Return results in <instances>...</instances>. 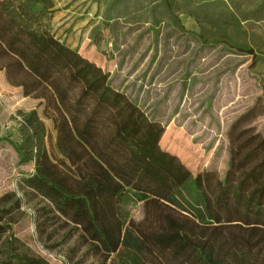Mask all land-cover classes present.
I'll list each match as a JSON object with an SVG mask.
<instances>
[{
	"label": "trees",
	"instance_id": "1",
	"mask_svg": "<svg viewBox=\"0 0 264 264\" xmlns=\"http://www.w3.org/2000/svg\"><path fill=\"white\" fill-rule=\"evenodd\" d=\"M176 4L164 0L170 12ZM55 11L54 0H0V70L25 96L49 95L58 148L100 201L105 233L102 245L41 200L35 212L44 246L65 252L68 264H264V134L232 139L224 177L209 170L193 175L161 148L165 126L55 35L49 24ZM20 130L22 162L39 161L46 127L35 109ZM66 145L98 180L82 174ZM142 175L168 189V199L134 189ZM133 200L142 202L140 219L127 208ZM22 205L15 192L0 198V264H52L10 232Z\"/></svg>",
	"mask_w": 264,
	"mask_h": 264
},
{
	"label": "rangeland",
	"instance_id": "2",
	"mask_svg": "<svg viewBox=\"0 0 264 264\" xmlns=\"http://www.w3.org/2000/svg\"><path fill=\"white\" fill-rule=\"evenodd\" d=\"M50 28L65 44L110 74L125 92L165 126L162 149L175 154L193 175L205 170L224 177L232 139L243 132L264 134V0H54ZM205 38H210L209 44ZM221 39L253 49L249 54ZM259 56V59H255ZM35 109L45 123L39 161L24 163L21 123ZM58 113L49 95L25 96L0 70V198L23 199L12 232L31 254L68 264L65 252L39 238L36 207L44 200L65 219L103 245L100 201L57 145ZM85 177L96 173L66 145ZM134 189L166 201L170 191L146 175ZM143 217L142 202L127 206Z\"/></svg>",
	"mask_w": 264,
	"mask_h": 264
}]
</instances>
